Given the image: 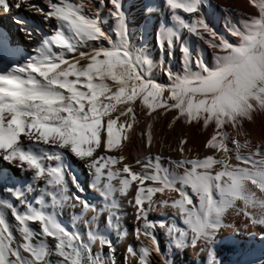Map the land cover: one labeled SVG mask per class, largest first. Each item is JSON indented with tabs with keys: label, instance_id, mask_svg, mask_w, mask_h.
Returning <instances> with one entry per match:
<instances>
[{
	"label": "snow or ice",
	"instance_id": "obj_1",
	"mask_svg": "<svg viewBox=\"0 0 264 264\" xmlns=\"http://www.w3.org/2000/svg\"><path fill=\"white\" fill-rule=\"evenodd\" d=\"M246 5L160 0L134 28L125 0H0L33 45L0 32V264H264V0Z\"/></svg>",
	"mask_w": 264,
	"mask_h": 264
},
{
	"label": "bare ground",
	"instance_id": "obj_2",
	"mask_svg": "<svg viewBox=\"0 0 264 264\" xmlns=\"http://www.w3.org/2000/svg\"><path fill=\"white\" fill-rule=\"evenodd\" d=\"M144 1L145 0H125V8L128 10L129 19H130V22L134 28H139V26L143 24V7H142V5H143ZM212 3L214 5H222L224 7H232L236 10V12L248 10L247 5H246V0H212ZM159 14L161 16L160 21H163V16L161 15V13H159ZM216 18H217V20H221V14L219 12H217ZM221 23H222V21H221ZM217 27L218 28L221 27V24H217ZM9 36L13 41L16 42V38H15L14 34L12 35L9 33ZM137 39H139V36L137 37ZM193 40H195V38H193ZM201 47H204V46L201 45ZM206 54L210 57V55H211L210 50H208ZM174 63H175V61H174ZM154 131H155V129H154ZM181 131H186L188 133L190 139L193 142H195L196 140L199 139L198 134L196 133L195 129H181L179 125L177 126L176 132L175 133H169V135L170 136L177 135ZM138 150H139V140L137 138L135 145L130 146L128 151H131L133 154H136L138 152ZM5 167L6 166L2 162H0V169H3ZM77 171H79V169ZM81 178H83V177H81ZM129 212H131L130 209H129ZM64 222L70 224L69 212L65 213ZM121 223H122L123 228L128 232L129 238H131L132 229L135 226V223H134L131 215L123 218ZM230 231H231V229H226L224 231V233H222V235H227ZM257 231H259V229H257ZM158 239L160 241L161 247L165 251H169V254L171 255L170 250L168 249L166 238L163 236V234H158ZM122 250L123 249L121 248L120 251L122 252ZM171 258L175 260V264H204V261L206 259L204 257V254L197 256L191 250H188L184 253H176L175 256H172ZM218 258L224 259L227 262V261H235L238 257L235 253L226 250Z\"/></svg>",
	"mask_w": 264,
	"mask_h": 264
},
{
	"label": "rangeland",
	"instance_id": "obj_3",
	"mask_svg": "<svg viewBox=\"0 0 264 264\" xmlns=\"http://www.w3.org/2000/svg\"><path fill=\"white\" fill-rule=\"evenodd\" d=\"M160 0H145L143 2L142 7L144 8L145 4H150L154 10L156 9V7L159 5ZM157 5V6H156ZM160 11H155V15L153 17V21H150V27H149V33L151 32V23L155 22L157 24V26L159 25V23H161V16H160ZM8 16H4V15H0V21H2L3 19H6ZM159 17V18H158ZM9 18V17H8ZM143 19H144V13H143ZM19 29V27H18ZM10 34H14L12 31L9 32ZM21 33V32H20ZM15 38H16V42L18 43V38L17 35L14 34ZM20 44H22V47L27 48V49H31L33 47V45L29 44L27 41L24 40L23 34L21 33L20 35V39H19ZM145 45L148 48V51L151 55V57L154 59V61L156 63H159V61L162 59L159 55V52L157 49L153 48V37L151 34L147 35L145 38ZM167 62V61H165Z\"/></svg>",
	"mask_w": 264,
	"mask_h": 264
}]
</instances>
